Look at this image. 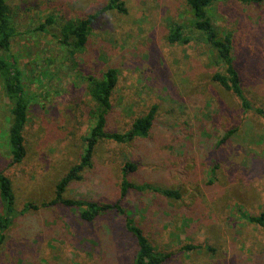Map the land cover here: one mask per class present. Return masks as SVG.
<instances>
[{"label":"rangeland","instance_id":"obj_1","mask_svg":"<svg viewBox=\"0 0 264 264\" xmlns=\"http://www.w3.org/2000/svg\"><path fill=\"white\" fill-rule=\"evenodd\" d=\"M121 1L126 15L104 12L109 0H7L16 29L11 54L32 104L28 155L13 164L11 105L0 81V173L12 180L18 212L0 247V264H134V239H120L125 215H106L91 225L78 208L45 206L80 161L95 126L90 78L102 79L112 68L118 84L107 131L127 132L156 106L154 127L149 137L126 144L100 141L92 168L65 197L115 203L125 165H134L128 176L133 184L182 194L175 200L133 192L124 202L153 246L172 254L167 264H264V231L246 218L264 212V118L255 113L264 110V3H222L210 10L219 34H233V58L251 104L245 111L213 80L226 67L193 28L187 0ZM89 17L88 44L73 57L61 43L63 25ZM176 31L188 43L172 42ZM189 245L198 249L186 250Z\"/></svg>","mask_w":264,"mask_h":264},{"label":"trees","instance_id":"obj_2","mask_svg":"<svg viewBox=\"0 0 264 264\" xmlns=\"http://www.w3.org/2000/svg\"><path fill=\"white\" fill-rule=\"evenodd\" d=\"M231 2L246 7H254L263 4L264 0H187V5L193 16V28L206 37L208 43L216 49L225 64L226 74H215L213 80L223 84L240 100L243 109L249 111L251 104L245 97L240 69L233 58V34L225 32V34L220 35L210 14V10L214 6ZM107 11H117L125 15L128 13L125 3L121 0H109L108 5L104 8V12ZM92 21V17L78 20L70 19L63 25L61 43L68 48L71 56L74 57L87 46ZM47 23L52 24L53 20L49 19ZM15 35L16 29L12 20L11 7L7 0H0V81L5 98L11 105V122L8 129L9 151L13 164H22L28 155L25 130L32 98L25 91L19 61L16 56L11 54L12 39ZM170 40L188 43L187 40H182V34L179 31L174 32ZM89 82L88 94L94 100L91 118L96 119L95 126L91 129L90 136L85 139L84 153L80 161L58 182L54 201L45 206L60 204L70 208H78L81 210L82 221L91 225L106 215H125L127 217L125 229L120 235V239L123 240L128 237L134 239L137 245L134 264H167L171 260L172 254L161 252L153 246L145 231L126 213L124 202L133 192H155L169 199L180 200L182 194L179 191L162 189L150 184H133L128 180V176L129 172L134 171L136 167L126 164L120 185V196L115 203L100 204L90 200H72L65 197L68 187L73 182L81 181L83 179L82 173L86 169L92 168V161L100 141L109 140L126 144L139 138H147L156 121L157 107L154 106L147 114L136 119L127 132L107 131V117L114 108L111 98L118 84V72L116 69H109L102 79L90 78ZM255 113L264 118L263 109H255ZM0 205L2 208L0 214L1 247L6 240L8 229L18 216L13 183L5 173H0ZM27 208L32 209L33 207L28 206ZM246 218L251 225L264 231V212ZM113 232L116 234V229ZM185 249L194 250L198 247L189 245Z\"/></svg>","mask_w":264,"mask_h":264}]
</instances>
